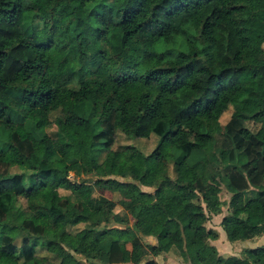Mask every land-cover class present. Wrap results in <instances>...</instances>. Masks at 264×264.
Here are the masks:
<instances>
[{"label":"trees","instance_id":"1","mask_svg":"<svg viewBox=\"0 0 264 264\" xmlns=\"http://www.w3.org/2000/svg\"><path fill=\"white\" fill-rule=\"evenodd\" d=\"M97 1L0 0V264H52L39 246L58 264H120L126 243L129 264H159L164 248L197 264H264V242L223 256L205 224L221 209L223 185L228 240L264 232V138L246 124L264 129V0ZM133 86L157 98L148 153L113 147L117 119L137 122L145 111L127 97ZM229 104L217 144L207 125ZM52 185L70 192L58 197ZM96 187L118 192L124 213ZM79 219L89 229L74 232L69 250L63 236Z\"/></svg>","mask_w":264,"mask_h":264},{"label":"rangeland","instance_id":"2","mask_svg":"<svg viewBox=\"0 0 264 264\" xmlns=\"http://www.w3.org/2000/svg\"><path fill=\"white\" fill-rule=\"evenodd\" d=\"M97 1V0H96ZM47 2V7L50 8L52 7V5L54 4L55 0H46ZM98 2V1H97ZM131 10H135L132 8H130ZM258 14L260 16H264V11L262 12H258ZM263 47H264V43H263ZM261 56H264V51L261 54ZM256 86L255 83V79H249V83L246 86V90L249 91L251 88H254ZM127 97L130 100L133 101H141L144 103L145 105V111L144 113L141 115V117L139 118V120L137 122H133L130 121L124 117H119L117 119V130H116V138H115V142L113 144V147L115 148L116 146L120 145V144H126V143H130V144H135L137 145L140 149H142L144 152H150L154 146L157 143L158 137L153 134L150 133L149 135H145V133L149 130L154 118L157 115L158 112V105H157V98L155 96H148L145 95V93L143 92V90L139 87V86H133L131 88H129L127 90ZM68 105V98L62 97L60 100V106L62 109H66ZM233 109H235V107L233 106V104H229L228 108L222 113V115L219 117V119L217 121L215 120H210L208 122V129L212 130L213 132H216L217 134V144H220V141L222 139V131H223V126L224 124L227 122V120L229 119L231 112L233 111ZM53 116V115H52ZM246 124L248 126H250L254 131L259 129V133L260 136H262L264 138V129L261 128L260 123H255L254 121L248 119L246 121ZM56 129V126L54 124L50 125L47 127V131L49 133H52L54 130ZM200 144H203L205 142L204 138H200L198 139ZM103 155V153H102ZM102 155L100 157H102ZM17 162L20 163L21 166H25L27 168V170L30 167V162L23 156H19L17 158ZM60 168H62L64 166V163H59L58 164ZM203 165L200 163L198 167V171L200 174L204 175V174H210L206 168L202 167ZM12 171H16V172H23V168L22 167H18V165H15L13 167H11ZM212 170V169H210ZM167 171L168 174L171 177L175 176V172H174V168H173V164L172 162H169L168 166H167ZM213 173V172H212ZM104 176H108V172L106 171L104 173ZM113 176V175H112ZM68 177L71 179H74V174L73 171H69L68 173ZM120 179H124V178H128V177H120L117 176ZM79 179H85L88 182H93V180L95 179V176L92 174H84V175H80L79 177H77ZM143 188L145 189H153L152 187L149 186H143ZM49 189L58 197H62L64 195L69 194V190L62 188V187H58L55 185H52L49 187ZM227 190L225 189V187L222 185V192H221V200H222V210H225L227 203H228V199L229 196L227 198H225V194H226ZM94 195H99V194H103L109 198H112L116 201V205L114 206V211L118 212V213H124V208H123V203H122V198L121 195L118 192L109 190V189H103V188H98L96 187V189L93 192ZM228 194V192H227ZM27 200L25 197L22 196H18L17 197V204L20 205L21 207H24L27 211H28V204H27ZM220 209V211H221ZM81 219V217H80ZM78 220V222L73 225V226H68L66 228L67 233H65V235L63 236V245L68 248L69 250H72V247L74 245L75 242V238H74V232L76 230L82 229V228H88V223L83 221V220ZM103 224V222L101 223ZM206 226L209 228H214L213 226L215 225H219L217 224V222H214L212 220V214L210 215V217L208 218V220L206 221ZM121 227H124L123 225H121ZM129 228V227H128ZM89 229V228H88ZM215 229V228H214ZM218 231V236L215 239H211L210 242H215L216 243V247L218 248V252L222 253L224 256H228L230 254H236L237 256H242L243 255V250L246 246H254L257 243L262 242L264 239H258L259 236H261L263 233L256 235L252 238H255V240H251L250 242H246L245 240H241V241H237L235 243L232 244H228L227 241L222 237H220V232H221V226L220 229H215ZM126 233L128 232V230H125ZM93 231H88L86 233V238L88 240L92 239L93 236ZM224 236L225 235V231H224ZM142 239L145 242H148L147 239H144V236L142 237ZM16 243L19 244L20 243V238H16L15 239ZM229 241V240H228ZM231 242V241H229ZM126 248L130 249V245L129 243H126ZM125 249L124 255H125V261L124 264H128V250ZM37 253L40 255H46L48 257V261H50L52 264H58V259L54 258L53 255L48 252L47 250H45L44 248H41L40 246L37 248ZM80 258L85 261L83 256H80ZM155 259L160 262L161 264H193L190 262V260L182 255H180L178 253V251L176 249H169L166 252H162L160 254H158L157 256H155ZM92 261V262H91ZM104 264L102 263L100 260H90L87 262V264ZM222 264H231L230 262H224Z\"/></svg>","mask_w":264,"mask_h":264},{"label":"crops","instance_id":"3","mask_svg":"<svg viewBox=\"0 0 264 264\" xmlns=\"http://www.w3.org/2000/svg\"><path fill=\"white\" fill-rule=\"evenodd\" d=\"M226 189V188H225ZM227 190V189H226ZM221 192H222V189H221V191H220V193H219V195H220V198H221ZM227 192H228V194H227ZM227 192H226V194H225V198H227L228 196H229V199H230V196H231V192H229L228 190H227ZM229 199L227 200L228 202H229ZM221 207H222V205H221ZM229 212V204L227 203V206H226V208H225V210H222L221 209V211H219V212H217V213H213L212 214V220L214 221V222H217V224H219V225H215V226H213L215 229H220V226H221V232H220V237L219 238H224L226 241H227V243L228 244H232V243H235V242H237V241H241V240H245L246 242H250L251 240H255V238H246V239H237V240H229V241H231V242H229L228 241V238L226 237V236H224V229H223V227H222V225L220 224V222H221V219H222V217L225 215V214H227ZM217 231V230H216ZM217 233H218V231H217ZM226 235V234H225ZM261 238H263L264 239V232H263V234L261 235V236H259L258 237V239H261ZM144 239H147L148 240V242L149 243H156V238L154 237V236H152V235H145L144 236ZM264 242V240L262 241V242H260V243H257L256 245H258V244H261V243H263ZM212 244H214V245H216V243L215 242H211ZM256 245H254V246H256ZM246 247H253V246H246ZM217 248V247H216ZM127 249V248H126ZM128 251H129V249H127ZM169 249L168 248H164V250L162 251V252H166V251H168ZM217 250H218V248H217ZM161 252V253H162ZM220 253V252H219ZM221 255H223L222 253H220ZM230 255H236V254H230ZM155 256H157V255H155ZM155 256H153L154 257V259H155ZM224 256V255H223ZM123 257H124V259H125V255H123ZM156 260V259H155ZM88 261H90V260H88ZM87 260H85L84 262L87 264V262H88ZM123 261H125V263H126V260H123ZM121 262L120 264H124V262ZM92 262V261H91ZM90 262V263H91ZM158 262V261H157ZM191 263H193V264H197V263H195V262H192V261H190ZM128 264H129V260H128V262H127ZM159 264H161L160 262H158ZM91 264H93V263H91Z\"/></svg>","mask_w":264,"mask_h":264}]
</instances>
